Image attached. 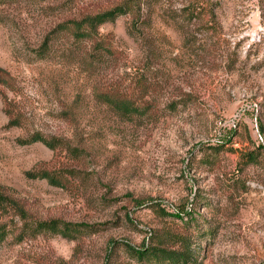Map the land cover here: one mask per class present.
<instances>
[{
    "label": "rangeland",
    "instance_id": "obj_1",
    "mask_svg": "<svg viewBox=\"0 0 264 264\" xmlns=\"http://www.w3.org/2000/svg\"><path fill=\"white\" fill-rule=\"evenodd\" d=\"M0 196V264H264V0H0Z\"/></svg>",
    "mask_w": 264,
    "mask_h": 264
},
{
    "label": "trees",
    "instance_id": "obj_2",
    "mask_svg": "<svg viewBox=\"0 0 264 264\" xmlns=\"http://www.w3.org/2000/svg\"><path fill=\"white\" fill-rule=\"evenodd\" d=\"M127 11H129V8L126 6H120L116 7L114 9H111L109 11L103 12L101 14H97L94 16H89L84 18L83 20L79 22H73V30L74 35L77 38H88L93 33L94 35L97 32V28L106 22H111L115 20L118 16L125 14ZM68 25L63 24L58 26L55 30L52 31V33H55L58 30H64L67 29ZM44 44H47V39ZM96 48H103V50L107 53V50L103 45L100 43L96 44ZM109 52V51H108ZM111 104L114 108H116L118 111L122 112L125 115L132 114L134 112H137V108L133 106V102L130 100L125 99H112ZM40 141L44 143L48 148L53 149V145L44 140L41 137L35 136L32 138L31 142ZM41 178H46L49 180V182L53 185H56L55 178H53L48 173H41L39 175ZM1 196H0V203H1ZM184 216V215H181ZM180 216V217H181ZM35 228L37 232H48L52 234H60L63 237L66 238H72L75 234L79 235L86 230L91 229V227H88L86 225L82 224H71V223H65L58 220H49V221H40L35 223ZM0 234H4V231H2ZM4 237V235H2ZM136 256H138L140 259H146L149 263L152 264H163V262L168 264H179L182 260L186 261L188 258L189 253H177V252H164L160 249H146V250H134L131 249Z\"/></svg>",
    "mask_w": 264,
    "mask_h": 264
}]
</instances>
